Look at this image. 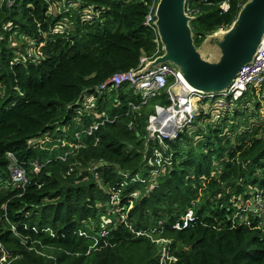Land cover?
<instances>
[{
	"label": "trees",
	"instance_id": "1",
	"mask_svg": "<svg viewBox=\"0 0 264 264\" xmlns=\"http://www.w3.org/2000/svg\"><path fill=\"white\" fill-rule=\"evenodd\" d=\"M248 1L189 0L195 45ZM153 2L0 0V264H264V213L235 219L264 194V85L219 121V100L202 102L174 140L148 131L165 93L142 105L128 85L99 91L156 55Z\"/></svg>",
	"mask_w": 264,
	"mask_h": 264
},
{
	"label": "built area",
	"instance_id": "2",
	"mask_svg": "<svg viewBox=\"0 0 264 264\" xmlns=\"http://www.w3.org/2000/svg\"><path fill=\"white\" fill-rule=\"evenodd\" d=\"M158 4V0H154L145 22V25L157 35L155 40L158 46L156 55L153 58H142L139 67L136 69L114 75L99 87V91L100 93H106L110 88L118 89L123 85H128L137 91L136 93L142 98V105L149 104L162 93H165L171 105L168 108L156 106L155 115H152L149 119V131L152 138H159L160 140L162 138H169L174 140L178 137L179 133L195 122L196 117L199 115V106L202 102L219 100L221 111L215 114L214 121L219 120L223 116V110L229 107V100L237 102L250 88H261L264 85V43L259 48L254 61L240 71L227 91L221 95H205L189 87L175 65L163 64L145 71L149 64L164 54V47L161 44L156 28ZM221 8L227 12L229 1H226ZM169 115L173 116V118H169ZM97 128V126L92 127L89 134L93 130H97ZM175 129L180 131L174 136L164 135L165 131ZM8 161L11 185L25 190L30 184L26 170L22 168L14 154H8ZM34 167L35 171L38 172V165L35 164ZM2 185H4V180L0 175V186ZM263 213L264 194L260 193L251 202H246L242 205L241 211L237 213L235 219L239 220L240 223H247L249 225L250 221L247 219L249 215L259 216ZM194 218V212L189 211L185 216L184 222L177 224L175 229L181 230L187 228L195 220ZM3 260L6 263V258L4 257L1 260V264H5Z\"/></svg>",
	"mask_w": 264,
	"mask_h": 264
},
{
	"label": "water",
	"instance_id": "3",
	"mask_svg": "<svg viewBox=\"0 0 264 264\" xmlns=\"http://www.w3.org/2000/svg\"><path fill=\"white\" fill-rule=\"evenodd\" d=\"M188 0H160L156 12V28L163 56L145 69L172 64L186 84L205 95H221L232 85L240 71L252 63L264 43V0H249L233 26L220 36H208L201 47L194 42L186 11ZM209 50L206 59L200 50ZM215 58L211 59V56Z\"/></svg>",
	"mask_w": 264,
	"mask_h": 264
},
{
	"label": "rangeland",
	"instance_id": "4",
	"mask_svg": "<svg viewBox=\"0 0 264 264\" xmlns=\"http://www.w3.org/2000/svg\"><path fill=\"white\" fill-rule=\"evenodd\" d=\"M51 11L53 12V13H56L55 12V10H54V8H52L51 9ZM223 32H225V31H218L217 33H215L216 35H221ZM34 45L31 43V44H29V47H28V49H27V53L28 54H32L33 53V51H34V47H33ZM199 47H201V46H199ZM198 47V48H199ZM201 51V54L203 55V57L204 58H206V59H209V54H212V55H214V53L213 52H211V51H209V50H200ZM212 55H210L211 56V59H212V61H213V59L215 58V56H212ZM259 89V88H258ZM137 92V91H136ZM260 97V96H259ZM247 98H249V99H253V97L251 96V94H248L247 95ZM221 100V99H220ZM212 103H216L215 101H210V105L212 104ZM260 104L263 106V113H264V101L263 100H261L260 101ZM199 110H200V107H199ZM220 120V119H219ZM219 120H215V121H219ZM213 121V120H212ZM214 122V121H213ZM214 123H216V122H214ZM214 125V124H213ZM149 128H150V125H148V131H149ZM180 131V130H179ZM177 129H175V130H167V131H165L164 132V135L165 136H174L177 132H179ZM150 132V131H149ZM150 134H151V132H150ZM152 138V137H151ZM108 219H112V218H106V220H108ZM109 222H111V221H109ZM93 227V224H90L89 225V228H92ZM159 243V245L160 246H163V243L165 244V243H167L166 241H163V243H162V241H160V242H158ZM164 257H165V255H164ZM3 263H5V261L3 260Z\"/></svg>",
	"mask_w": 264,
	"mask_h": 264
},
{
	"label": "bare ground",
	"instance_id": "5",
	"mask_svg": "<svg viewBox=\"0 0 264 264\" xmlns=\"http://www.w3.org/2000/svg\"><path fill=\"white\" fill-rule=\"evenodd\" d=\"M189 1V0H188ZM159 2V1H158ZM188 4V3H187ZM188 13V12H187ZM132 106V105H131ZM231 107V106H230ZM169 118H173V116L169 115ZM175 123L177 124L176 120H175ZM27 173V172H26Z\"/></svg>",
	"mask_w": 264,
	"mask_h": 264
}]
</instances>
